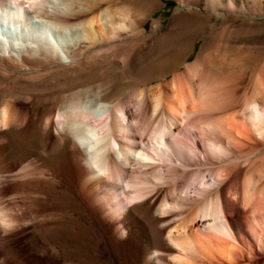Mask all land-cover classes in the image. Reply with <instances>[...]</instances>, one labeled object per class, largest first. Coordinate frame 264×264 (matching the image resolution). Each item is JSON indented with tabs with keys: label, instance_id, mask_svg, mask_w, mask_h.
<instances>
[{
	"label": "bare ground",
	"instance_id": "obj_1",
	"mask_svg": "<svg viewBox=\"0 0 264 264\" xmlns=\"http://www.w3.org/2000/svg\"><path fill=\"white\" fill-rule=\"evenodd\" d=\"M47 1L0 0L1 72L49 65L52 60L48 62V57L53 55L59 60L56 48L45 37L41 38V33L31 32L26 27L27 18ZM110 1L88 0L90 6L97 7L103 3L105 7L99 14L88 17L86 24L83 22L88 27L87 34L100 40L106 36V40L109 37L113 41L120 38L121 31H131L133 39L143 35L141 28L146 17L140 16L145 12L151 13L156 0ZM179 1L191 6L188 12L175 17L173 23L179 30L193 29L201 24L206 15H200L192 7L198 8L200 1L204 2L205 9L212 12L222 7L223 2L231 10L236 4L243 8L247 3V0ZM55 11L48 17L70 26L67 21L75 11L74 15L70 10L67 14ZM10 26H14L11 32ZM160 27V20H154L152 31ZM8 34L15 35L16 39L31 38L32 42L25 41L19 45L14 40L12 43L5 38L9 37ZM170 34L165 32L144 50H137V59L176 43L178 39ZM29 44L31 46H26ZM76 48L68 53L67 65L80 61L82 48ZM13 52L18 56H13ZM127 56L119 55L122 61L129 60L131 56ZM138 60H134L133 65ZM205 65L200 51L191 63H185L183 73H175L164 83L150 85L146 91L135 90L129 95L128 103L122 99L105 98L99 109L88 107L82 98L90 92L95 95L98 88L101 90L107 86L105 83L96 89L74 91L63 104L65 107L58 109L52 118L47 116L49 120L44 122L40 117V122L32 119L29 123L25 117H18L9 103H4L0 105V138L10 133L38 136L40 148L46 156L62 149L68 140L81 148L85 154L84 167L73 165L74 160L68 157L71 180L78 181L77 189L90 208L107 212L113 234L122 238L132 235L138 228L141 236L138 253L143 264H264V185L260 186L256 180L260 175L264 176V172L261 173L264 171V155H261L262 161L258 157V165L254 158L257 156H251L257 154L255 152L259 154L256 138L264 139V73L257 75L250 95L241 94L243 102L240 108L220 118L207 116L205 112L210 114L218 108L214 100L218 88L214 89L213 82H208L210 77L206 79L210 73L207 70L206 74L203 73ZM166 74L162 78L165 79ZM143 90L147 92V100L143 99ZM102 96L99 99L102 100ZM128 106L134 109L133 117L128 115ZM204 112L207 117L202 116ZM50 123L55 128L51 135ZM210 152L221 154L224 163L207 172L200 170L198 155L209 163L212 160ZM252 157L255 164L247 163L250 174L245 176L242 190L231 193L226 181L232 173L230 163L235 167L238 159ZM41 159L42 163L32 165L34 163L29 162L23 168L28 171L29 167L32 170L38 168L42 174L58 177L54 167L45 165L44 157ZM243 164L246 167V162ZM190 166L196 168L190 170ZM124 176H129L131 182L121 184ZM211 190L214 192L209 193ZM0 222L5 224L6 221L0 217Z\"/></svg>",
	"mask_w": 264,
	"mask_h": 264
},
{
	"label": "rangeland",
	"instance_id": "obj_2",
	"mask_svg": "<svg viewBox=\"0 0 264 264\" xmlns=\"http://www.w3.org/2000/svg\"><path fill=\"white\" fill-rule=\"evenodd\" d=\"M48 1L39 6L33 16L27 18L26 27L31 32L41 33L50 40L52 46L56 48L59 60L53 55L48 57V62L49 59L52 60L49 65L0 71V105L9 103L17 116L25 117L29 123L32 119L40 122L38 121L40 117H43L42 122L49 120L58 109L65 107L63 104L67 103L68 96L72 93L91 87L96 89L98 88L96 86L104 83L107 85L105 89L101 88L103 89L101 91L98 88L95 95L90 92L82 98L88 107L99 109L102 102L106 101L105 98L122 99L128 103L129 95L135 90L146 91L150 85L164 83L175 73H183L185 63H191L200 51L207 66L203 73L206 74L207 70L210 75L207 73L206 79L210 77V81L207 79L208 82L212 81L214 89L218 88L216 99L214 98L217 110H212L210 114L205 112L207 116L222 118L240 108L243 102L242 95L244 93L250 95L257 75L260 72L264 73V0H247L243 8L236 4L232 10L223 2L222 7L215 12L205 9L204 2L200 1L198 8L192 7L198 10L200 15L206 16L200 25L189 29L190 31L181 28L179 30L173 21L181 13L188 12L191 6L187 3L181 4L179 0H156L152 12H145L140 16L143 19L146 17L141 28L144 30L143 35L134 36L133 39L131 31H121L120 38H116L117 41L109 37L106 40V36L100 40L99 37L87 34L85 20L94 13L99 14L105 4L101 3L96 7L90 6L88 0ZM111 1L115 3L119 0ZM53 10L60 14L68 13L70 10L73 15L75 11L74 16L69 14L73 16L67 21L70 26L49 18L48 14ZM154 20L161 22V27L156 31H152ZM13 27H9L10 32ZM168 31L178 39L176 43L137 59L136 53L138 54L139 50H144ZM8 36L5 38L12 43L19 42V45L25 41L32 42L31 38L26 40V37L16 39L15 35ZM75 48L82 50L79 58L82 62L77 60L78 63L67 65L68 53ZM122 54L126 56L129 54L131 57H127L129 60L132 58L131 63L134 60L138 61L134 65L127 60L128 58L127 61H122L123 59L119 57ZM12 55L18 56L14 52ZM164 74L165 79L162 78ZM144 90L143 99L147 100V92ZM98 94L100 97H96L97 100L95 96H99ZM101 96L102 100L99 99ZM127 110L130 117L135 115L132 106H128ZM205 112L203 117H207ZM50 124L48 129L51 135L55 128L52 123ZM37 138L39 139L35 135L25 136L21 133H10L0 138V217L6 221V225L0 222V264H143L138 253L141 245L138 228L134 229L132 235L127 234L122 238L113 234L107 212H104V209L97 211L90 208L81 198L77 189L78 181L71 180L68 157L71 156L70 159L74 160L73 165L84 167L85 154L82 149H78L71 140H68L65 148L56 151L55 155L46 156L40 148V139ZM256 145L259 147V154L260 151L262 154L255 152L257 154L251 156H257L253 157L258 160L259 156L261 159V155H264V139L256 138ZM210 153L212 160L209 163L202 155H198L201 161L198 165L200 170L207 172L208 169L224 163L221 154ZM43 157L44 164L53 166L58 177L51 178L48 174H42L38 168L32 170L29 167L31 171L23 168L29 162L34 163L32 165L42 163ZM253 157L250 158L252 162L243 158L246 160V167L242 158L235 162V167L234 163H230L232 173L226 181L231 193L242 190L241 184L244 183L245 176L250 174L248 165L253 162L255 164ZM259 161H256L257 165ZM194 168L196 166L189 167L190 170ZM259 177L256 178L259 180L258 184L264 185V176ZM129 178L122 177L120 183H130ZM212 190L209 193H213Z\"/></svg>",
	"mask_w": 264,
	"mask_h": 264
}]
</instances>
